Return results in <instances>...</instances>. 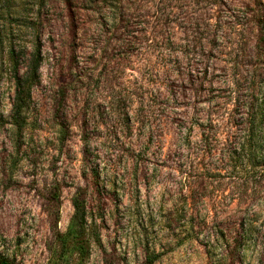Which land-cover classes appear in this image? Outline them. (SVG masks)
Wrapping results in <instances>:
<instances>
[{
    "label": "rangeland",
    "instance_id": "1",
    "mask_svg": "<svg viewBox=\"0 0 264 264\" xmlns=\"http://www.w3.org/2000/svg\"><path fill=\"white\" fill-rule=\"evenodd\" d=\"M39 14L41 62L20 129L13 86L0 73V256L13 264H264V188L239 193L227 172H206L210 216L189 225L177 185L187 133L194 145L197 124L214 114L220 131L206 163H216L232 90L245 96L246 80L264 99V0H45ZM197 19L217 29L200 58L183 52L184 28ZM78 190L82 255L61 238Z\"/></svg>",
    "mask_w": 264,
    "mask_h": 264
},
{
    "label": "trees",
    "instance_id": "2",
    "mask_svg": "<svg viewBox=\"0 0 264 264\" xmlns=\"http://www.w3.org/2000/svg\"><path fill=\"white\" fill-rule=\"evenodd\" d=\"M44 1L0 0V73L5 72L13 86L11 118L16 129H20L19 121H21L23 111L28 105L32 89L38 79L41 62L40 28L42 25L39 13L43 8ZM209 5L213 6L214 4L210 2ZM191 23H193L191 26L188 25L184 28L191 34L190 40L186 39L183 44L185 49L183 52L188 55L191 52L199 53L198 50H201L203 41L215 38L217 30L209 29L210 24L198 22V19ZM260 24L259 30L264 32V20ZM197 57L200 58L201 54H197ZM244 81L247 83L245 84L247 87L244 89L245 96L241 95L240 87H236L235 84V89L231 92L235 109L227 114L229 132L226 134V147L221 150L216 163H206L213 156L217 135L220 131V125L218 120L215 122L214 114L209 113L204 123L197 124L199 128L198 141L194 145L190 144L189 133L183 138L186 149L180 151L178 158L180 179L177 185L180 191L178 194L182 198L179 210L185 213L184 216L187 217L189 225L193 224V219L210 216L209 213L204 214L202 209L205 207V203L202 202L207 197V188L211 186L205 177L206 172L213 170L227 172L233 176V180H230L228 185H231L230 187L239 193H241V188L249 185L258 190L264 188V99L254 91V88H251L249 81ZM56 207L58 209V202ZM72 207L73 215L70 224L66 234L61 238L70 239L73 246L82 255L85 254L83 242L86 227V205L80 190L72 200ZM214 209L212 220L217 221L221 213L216 208ZM243 216L245 217V213ZM245 231L244 228L241 229L242 233ZM149 261L152 262L153 258H149ZM0 264L13 263L0 256Z\"/></svg>",
    "mask_w": 264,
    "mask_h": 264
}]
</instances>
